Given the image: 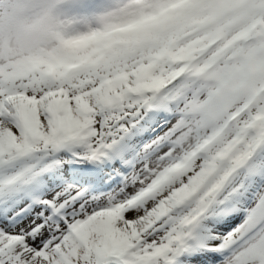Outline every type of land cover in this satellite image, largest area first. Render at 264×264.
I'll return each instance as SVG.
<instances>
[{"label": "snow or ice", "instance_id": "snow-or-ice-1", "mask_svg": "<svg viewBox=\"0 0 264 264\" xmlns=\"http://www.w3.org/2000/svg\"><path fill=\"white\" fill-rule=\"evenodd\" d=\"M0 264H264V0H0Z\"/></svg>", "mask_w": 264, "mask_h": 264}]
</instances>
